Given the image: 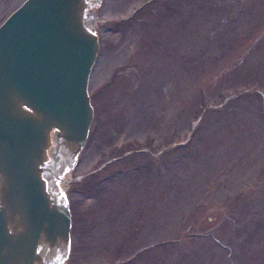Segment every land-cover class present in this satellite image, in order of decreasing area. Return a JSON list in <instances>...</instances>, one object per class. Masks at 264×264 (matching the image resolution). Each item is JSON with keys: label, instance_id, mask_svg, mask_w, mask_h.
<instances>
[{"label": "rangeland", "instance_id": "374dc122", "mask_svg": "<svg viewBox=\"0 0 264 264\" xmlns=\"http://www.w3.org/2000/svg\"><path fill=\"white\" fill-rule=\"evenodd\" d=\"M90 7L64 264H264V0Z\"/></svg>", "mask_w": 264, "mask_h": 264}, {"label": "water", "instance_id": "95a60500", "mask_svg": "<svg viewBox=\"0 0 264 264\" xmlns=\"http://www.w3.org/2000/svg\"><path fill=\"white\" fill-rule=\"evenodd\" d=\"M96 1L23 0L0 22V264H64L59 188L92 119Z\"/></svg>", "mask_w": 264, "mask_h": 264}, {"label": "flooded vegetation", "instance_id": "af4514ba", "mask_svg": "<svg viewBox=\"0 0 264 264\" xmlns=\"http://www.w3.org/2000/svg\"><path fill=\"white\" fill-rule=\"evenodd\" d=\"M74 159V158H73ZM74 161H75V159H74ZM68 209H69V204H68ZM69 212H70V209H69ZM70 214H71V212H70Z\"/></svg>", "mask_w": 264, "mask_h": 264}]
</instances>
